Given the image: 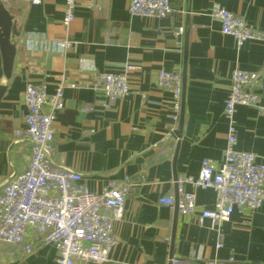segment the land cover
<instances>
[{"label":"crops","instance_id":"obj_1","mask_svg":"<svg viewBox=\"0 0 264 264\" xmlns=\"http://www.w3.org/2000/svg\"><path fill=\"white\" fill-rule=\"evenodd\" d=\"M16 1L11 13L20 30L18 50L0 101V190L29 161L27 84L42 85L49 94L63 86L52 163L78 171L90 191L128 185L114 224L118 243L106 264H161L172 256L181 264H264V201L217 223L200 218L203 208L215 206L213 188L186 185L197 198L191 214L159 203L164 195H178L179 176L197 177L204 159L223 161L229 127L224 109L236 67L261 76L259 105L237 108L236 148L264 162V39L239 46L213 16L221 5L264 32V0H171L175 13L166 17L132 15L131 0H78L68 25L66 0ZM56 39L73 44L54 47ZM128 66L126 96L110 101L95 88L103 72ZM160 70L182 75L177 120L171 93L157 83ZM198 249L199 259L192 256ZM56 257L54 244L38 242L24 256L0 242V264H57Z\"/></svg>","mask_w":264,"mask_h":264},{"label":"built area","instance_id":"obj_2","mask_svg":"<svg viewBox=\"0 0 264 264\" xmlns=\"http://www.w3.org/2000/svg\"><path fill=\"white\" fill-rule=\"evenodd\" d=\"M9 9L10 1H4ZM34 2L39 3L40 0ZM78 0H66L64 24L75 17ZM130 13L140 16L166 17L175 9L171 0H131ZM221 31L234 37L239 46L249 40L264 39V32L253 29L244 18L221 5L213 10ZM180 27V33L183 32ZM73 42L56 39L54 47L70 48ZM128 66L123 72H103L94 86L114 101L130 91ZM259 73L236 67L230 74L231 88L224 114L229 122L227 147L220 164L204 159L197 177L179 176L175 183L178 195H164L161 205L176 207L181 214H191L197 208L194 192L186 185L213 188L217 193L214 208L201 210V221H229L237 209L256 210L264 201V162L256 153L238 150L236 112L239 105H259L261 85ZM158 85L171 93L170 106L177 120L182 109L183 80L177 71L160 70ZM72 86L76 84L72 83ZM27 113L24 116L30 140V157L22 171H15L0 190V242L20 255L35 251L36 244H54L57 264H106L118 238L114 224L122 215L128 185L114 184L101 192L86 189L82 175L70 168L56 167L51 160L55 151L54 121L56 112L64 107L63 86L49 94L42 85L29 82L25 90ZM90 107H86L89 109ZM223 245L218 243V247ZM194 258L202 252L193 251ZM230 260H234L231 258ZM157 264V263H152ZM181 264L172 256L165 263ZM210 264H224L216 259Z\"/></svg>","mask_w":264,"mask_h":264},{"label":"water","instance_id":"obj_3","mask_svg":"<svg viewBox=\"0 0 264 264\" xmlns=\"http://www.w3.org/2000/svg\"><path fill=\"white\" fill-rule=\"evenodd\" d=\"M19 36L20 30L17 26V19L0 0V101L7 88L3 81L11 79L13 75L18 50L16 38Z\"/></svg>","mask_w":264,"mask_h":264},{"label":"trees","instance_id":"obj_4","mask_svg":"<svg viewBox=\"0 0 264 264\" xmlns=\"http://www.w3.org/2000/svg\"><path fill=\"white\" fill-rule=\"evenodd\" d=\"M6 1H10L9 9H10L11 12L14 11L17 1L16 0H6Z\"/></svg>","mask_w":264,"mask_h":264}]
</instances>
